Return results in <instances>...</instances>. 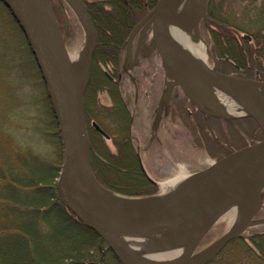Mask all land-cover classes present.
I'll return each instance as SVG.
<instances>
[{
    "label": "rangeland",
    "instance_id": "rangeland-1",
    "mask_svg": "<svg viewBox=\"0 0 264 264\" xmlns=\"http://www.w3.org/2000/svg\"><path fill=\"white\" fill-rule=\"evenodd\" d=\"M51 3L56 18L60 22L68 52H82L85 33L76 14L66 0H51ZM209 9L214 15L211 16L206 8V12L197 21V34L209 49L208 65L221 72L239 75L237 73L242 70L241 66L244 64V60H241L239 46L237 47L238 56L235 58L229 44L220 41L213 32L215 31L214 22L213 24L210 22L211 20L228 22L227 25L237 36L238 44L243 43L242 36L247 34L249 35L248 44L255 46L257 40L254 38L262 36L264 40V0H212ZM192 32L194 33L195 30L192 29ZM150 35L145 38V43L149 41ZM136 42L137 35L132 43L133 48ZM133 58L134 67L131 71L121 74L122 79L119 83H112L113 86L110 88L111 78L106 79L103 73L104 78L93 88L94 94L91 99L89 97L92 91L91 85L87 91L89 99L87 98V108L84 105V109H87L85 125L88 158L94 175L105 188L127 198L146 199L158 196L161 194L160 181L179 174L192 175L234 149L264 139L261 129L252 117L246 115L223 117L189 100L182 89L165 74L156 54L148 58L143 55ZM232 60H235V63ZM256 62L258 63L256 74L249 78L258 81V87L264 92V42L263 51L256 58ZM235 64L240 68H236ZM93 65H96L100 72L107 70L106 65L97 59H94L92 69ZM133 76L138 82L137 98ZM167 85L174 86V91L177 92L174 97L176 96L180 102L179 112H175V115L163 114L162 104L160 100L158 101ZM86 88L87 86L85 90ZM146 92L148 95L145 94ZM118 96L121 102L118 107H115L118 104ZM113 105L115 106L112 107ZM111 108L116 109L117 118L106 117L108 114L106 109ZM49 110L53 114L44 82L27 39L9 9L0 0V182H6L3 181L2 176H5L4 168L7 165L19 166L20 158L28 161L31 155L38 157L42 163L46 162L44 164L48 170L51 165L52 168L56 164L60 166L61 146L58 147L56 138H54L49 123L52 120ZM129 114L134 115V120L130 137L125 139L124 130L128 128ZM205 115L212 116V118L202 117ZM52 117L54 118V114ZM228 120H233V122ZM92 121L100 123L108 135L97 133ZM56 132H58L57 127ZM96 146L102 147L103 152ZM123 146L124 149L129 148L132 151L133 162L137 165L141 178L146 181L142 187L130 185L127 182L131 179L129 173L131 166L127 163L122 164L123 168H118L120 172L125 173L123 182L112 181L110 178L113 174L109 172L105 173L101 169L95 170L96 160H99L97 164L98 162L108 163L106 153L117 154ZM180 168H183L182 172ZM58 172L56 175L47 176L45 180L43 178L42 182L53 183L56 189ZM8 174L9 172L6 173L7 177ZM44 175L46 174L42 176ZM13 192L15 203L19 205L15 204L10 210L0 205L2 226L5 224L4 218L8 213H14L15 216L21 214L19 206L23 205L25 200H22L15 191ZM258 195L261 200L254 217L262 219L253 221L243 232L236 235L238 237H232L204 264H264V259L262 260L264 247L260 248L259 243L255 244L252 240L254 233L264 230V184L260 187ZM48 200L47 204L51 202L50 199ZM26 211L32 216L37 214L30 208ZM46 215L43 216L46 217ZM231 224L225 219L212 220L198 238L192 254L205 249L228 230ZM35 227L48 230L49 221L44 219L42 224L35 223ZM11 230H3L1 233L3 236H9L13 241H16L17 237L30 238L28 230H20L18 233L14 232L16 229ZM31 234L33 235V232ZM102 244L101 247L97 243L89 248L87 258L94 261L90 264L99 261L101 264H121L105 240ZM49 247L53 252V248H58V245L55 243ZM86 247L87 245H84L82 249ZM249 248L253 250V253ZM54 253L49 255L50 252H43L42 256H39V260L42 261L40 264H47Z\"/></svg>",
    "mask_w": 264,
    "mask_h": 264
},
{
    "label": "water",
    "instance_id": "water-1",
    "mask_svg": "<svg viewBox=\"0 0 264 264\" xmlns=\"http://www.w3.org/2000/svg\"><path fill=\"white\" fill-rule=\"evenodd\" d=\"M1 1L9 9L27 39L56 120L61 146V163L56 181L59 200L76 218L105 240L121 264H204L232 237L243 232L253 221L262 219L254 217L261 200L258 195L256 203L247 210L243 219L205 249L193 255L201 235L197 238L189 252L194 260L139 263L128 259L117 243L118 237L162 228L184 217L194 208L206 204L215 196L230 193L252 181L259 183L261 187L264 184V139L234 149L212 161L208 166L193 173L183 184L163 195L139 198L140 200L110 201L94 194L95 190H100L99 186L105 187L92 171L87 150L83 93L90 76L97 32L86 6L82 0H66L85 33L82 75L77 76L71 66L69 52L51 0ZM178 1L156 0L154 6L132 28L126 39L123 68L127 70L131 65V43L137 30L143 25H149L165 74L182 89L189 100L195 104L205 99L218 103L216 94L209 93L218 87L245 110L244 115L255 120L264 135V92L258 87V81L221 72L199 60L178 55L169 45L165 27ZM207 2L208 0H198L199 8L193 27L196 34L197 21L206 12ZM142 32L143 30L141 34ZM196 91L199 93L196 94ZM167 95L168 88L164 93L166 104ZM214 109L216 111H212L213 114L229 117V114L223 111L222 105L217 104ZM92 125L107 136L96 122ZM231 197L226 196L214 202L209 208V216H214Z\"/></svg>",
    "mask_w": 264,
    "mask_h": 264
},
{
    "label": "trees",
    "instance_id": "trees-1",
    "mask_svg": "<svg viewBox=\"0 0 264 264\" xmlns=\"http://www.w3.org/2000/svg\"><path fill=\"white\" fill-rule=\"evenodd\" d=\"M84 2L98 33V41L93 53L92 63H94V59H97L101 60L104 64L109 61L115 66H118L121 47L123 46L125 38L133 25L154 6L156 0H90ZM211 2L212 0H208L207 12H210L209 8ZM209 14H211V16L214 15V13L212 14L211 12ZM58 23L60 26L59 20ZM210 23L215 25V31L213 30V32H215L218 39L225 44H229V48H231V51L235 54V58L238 56L237 47L239 46L241 60H244V64L241 66L242 70L237 74L245 77H253V74H256V65L258 64L256 58L261 55V51H263L264 40H262V36L254 38L257 40V43L253 46L248 44L247 37L244 35L242 36L243 43L240 45L237 43L238 40L235 32L227 25L228 22H225L224 20H211ZM99 27L102 28V30ZM251 37V39H253L254 35ZM150 50H152V45L147 48L146 54ZM233 62L235 63V60ZM93 66L92 76L88 85V89L92 86V91L89 94L90 99L94 94L93 88L104 78V72H100L96 65ZM235 66L236 68H240L237 64H235ZM110 75L104 73L106 79H110ZM109 83H111L109 86L111 88L114 83L111 82V80ZM87 91L85 96L86 99H89ZM119 99L121 98H118V104L116 106L113 105L112 107H118L120 105L119 102H121V100L119 101ZM87 100L86 103H84L86 108ZM106 110L108 112L106 115L107 118H111V116L117 118L115 108ZM52 115L53 114L51 113L50 118L52 120H50L49 123L52 127L57 145L60 147L59 134L56 132L57 125ZM202 117L212 118V116L207 115ZM228 121L231 123L233 122V120ZM122 123H125V119L124 121L122 120ZM98 124L100 125V123ZM100 126L102 127V125ZM95 131L99 133L96 129ZM105 132L107 133V131ZM124 133L126 134L125 139H129L130 134L127 127L124 130ZM96 148L102 151V147L96 146ZM132 154V151L129 148L124 149V146L117 154L107 152L108 163L103 164L102 162H98V165L97 161L99 160H96L94 166L95 170L97 169L98 171V169H101L105 173L109 172L113 174L110 178L112 181L123 182V179L125 180V173L120 172L118 168H123L122 164L127 163L131 166L129 170L131 179H126L128 180L127 182H129L130 185L142 187L146 181L141 178V174L136 167L137 165L133 162ZM127 160L129 161L127 162ZM19 163V166L7 165L4 168L6 177L2 176L3 181L6 182H0V205L4 209L10 210L15 204L19 205V203H15V198L12 196V193H14L13 191L21 196L22 200H25V205L22 203L23 205L19 206V212L21 214L15 216L14 213H8L4 218V226L0 224V264H40L42 261L39 259L43 252H50L49 255H52V253L55 252L52 259L49 260L47 264H90L94 262L87 258V252L89 251V248L95 246L97 243L98 246L101 247L104 240L91 228L87 227L76 218L71 210L59 201L57 190L53 183L42 182L43 178L45 180L47 176L56 175L59 169V164H56L54 168H52L51 165L50 170H48L46 164H44L46 162L42 163L38 157H34L33 155L29 156L28 161L25 160V158H20ZM7 172H9L8 177L6 175ZM43 174L46 175L42 176ZM9 177L12 178L10 179ZM48 199L51 200L49 204L46 203L49 201ZM28 208L37 214L32 216L26 211ZM44 214L46 217L43 216ZM44 219L49 221L50 228L48 230H41L39 227L36 228L35 223L37 224L38 222V224H42ZM31 226L32 228H28ZM9 229H16L14 231L15 233L24 229L28 230L27 233H30V238H18L16 235L17 240L13 241L9 236H3L1 233L3 230ZM32 232L33 235L31 234ZM252 240L255 244L259 243L258 245L260 248L264 247V230L254 233ZM55 243L58 245V248H53L52 252V248L49 246H52ZM84 245H87V247L82 249ZM249 249L253 253V250L251 248ZM263 259L264 256L262 257V260ZM94 264L101 263L99 261Z\"/></svg>",
    "mask_w": 264,
    "mask_h": 264
},
{
    "label": "bare ground",
    "instance_id": "bare-ground-1",
    "mask_svg": "<svg viewBox=\"0 0 264 264\" xmlns=\"http://www.w3.org/2000/svg\"><path fill=\"white\" fill-rule=\"evenodd\" d=\"M197 1L179 0L174 5L165 27V35L169 45L178 55L180 54L208 64L209 49L200 36L196 32H192L199 8ZM69 60L75 74L81 76L83 67L82 52H69ZM198 93L196 91V94ZM209 93L216 94L218 103H214L208 99L199 102L198 104L205 110L216 111L214 106L220 104L224 108L223 111L229 115H244L245 110L224 90L217 87ZM180 171L182 172L183 168H180ZM190 176L191 174H179L160 181L161 195L180 186ZM259 187V183L257 184L255 181H252L237 190L224 193L227 197H230V195L232 197L214 216H209V208L214 202H218L220 199L226 197L223 196V193L162 228L154 231H144L141 234L120 236L117 238V243L128 259L139 263L194 260V257L189 254L191 246L203 234L211 220L217 218L218 220L225 219L230 224L232 223L231 227L237 224L244 218L247 210L256 203ZM99 188L100 190H95L94 194L110 201L122 199L140 200L139 198H127L113 192L111 193L101 186Z\"/></svg>",
    "mask_w": 264,
    "mask_h": 264
},
{
    "label": "flooded vegetation",
    "instance_id": "flooded-vegetation-1",
    "mask_svg": "<svg viewBox=\"0 0 264 264\" xmlns=\"http://www.w3.org/2000/svg\"><path fill=\"white\" fill-rule=\"evenodd\" d=\"M82 1L84 2V0H82ZM84 4H85V2H84ZM137 22L133 25V27L137 24ZM142 30H143V32L141 34V31ZM150 34H151V32H150V26L149 25H147V26L143 25V26L139 27V29L137 30L136 34L133 37V40H134L135 36L137 35V42H136V46L133 48V45H132L133 40H132V43H131V57H132V62H131L130 67L127 70H125L123 68V62H124V59H125L126 39H127L128 35L125 38V42H124V55L122 54V47H121V53H120V58H119V64H118V66H115L113 63H111L109 61L107 63H105L106 68H107L108 71L104 69L103 72L104 73H107L109 75L111 74L110 77H111V80H112V82L114 84H116V82H118V83L120 82V80L122 79L121 78L122 77L121 74H123V72H127V71H131L132 70V68L134 67V58H133L134 56H141V55H143V56H145V58L151 57V56H153L155 54L158 56V53L156 52L155 45H154V42H153V39H152V36ZM149 35H150V38H148L149 41L145 43L144 40ZM97 41H98V33H97ZM97 41H96V45H97ZM96 45H95V48H96ZM151 45H152V50H150L146 54L147 48H149ZM95 48H94V50H95ZM94 50H93V53H94ZM93 53H92V57H91L90 76H89V80H88L87 85H86L87 88H86V90H84V93H83V105H84V103H86V100H87L86 99V96H85V93L88 90L89 81H90V78L92 76ZM98 61H101V60H98ZM133 78H134L133 79V82L135 83V95H136L135 97L137 98V90L138 89H136V87H137V83L138 82H137V79H136L135 76H133ZM170 86L171 85H169V86L167 85L166 86V89L168 88L167 104L164 101V93H165L166 89L162 93L161 98L158 97L159 98L158 101L160 100V103L162 104V109H163L162 110V113L163 114L164 113H168L170 115H172V114L175 115V112H179L180 102H179V100L177 99L176 96L174 97V94H177V92L174 91V88H173L174 86L173 87H170ZM145 94L148 95L147 92ZM84 113H85V109H84ZM133 120H134V115L129 114V118H128V132H129V134L132 132L131 131L132 130L131 128H132Z\"/></svg>",
    "mask_w": 264,
    "mask_h": 264
}]
</instances>
